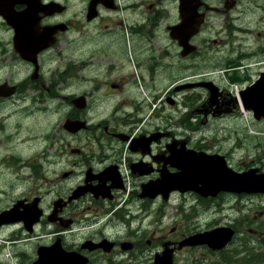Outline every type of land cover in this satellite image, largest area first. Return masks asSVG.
Segmentation results:
<instances>
[{"label":"flooded vegetation","instance_id":"flooded-vegetation-1","mask_svg":"<svg viewBox=\"0 0 264 264\" xmlns=\"http://www.w3.org/2000/svg\"><path fill=\"white\" fill-rule=\"evenodd\" d=\"M229 1L221 0L219 5H212L204 0L201 11L204 18L200 28H205L212 12L225 13L228 7H232ZM184 16L188 14L182 10L180 0H0L1 52L7 59H14L7 62L5 79L1 73L4 65L0 62V78L3 79L0 86H15L16 91L11 97H25L29 83L17 77L18 66L29 64L32 68L29 79L33 82L31 75L45 55L52 53L54 57L55 49L66 46L65 39H70L68 43L72 45L74 39L84 36L90 28L125 40V46L120 44L124 56L118 58L119 61L129 55L130 61L136 65L138 56L134 40L140 39L147 50H156L149 44L160 33L167 39L162 46L164 57H169L171 49L183 59L196 57L197 50L190 54L182 53L179 39L186 36L185 28L181 27ZM201 32L199 30L191 39L197 47L201 46L197 41ZM32 55L34 59H31ZM149 60L150 64H138L134 74L128 72L121 79H108L100 71L90 76L86 74L89 70L86 63L76 65L69 62V73L80 71L84 77L80 85L85 89L92 87V90L79 93L83 96V104L79 108L73 104L78 105V101H74L72 96L66 112L70 120L80 119L86 124L77 132L63 130L80 146L66 152L70 158L65 160L70 167L62 170L54 169V159L45 158L46 155L60 157L54 146L43 149L45 166L28 165L31 172L23 177L32 180L35 188L23 193V202L19 204V210L15 208L16 213L28 221L30 217L27 215L31 210L36 208L40 211L42 217L37 228L51 229L47 235L53 236V240L36 245L54 243V248L47 250L49 255L54 254V260L63 258L66 252H73L75 264L81 260L79 255L87 256L88 264H114L115 258L121 257L123 252L135 251L145 255V246L154 243V254L163 247L170 248L174 257L181 254L185 264H264L260 258L251 256L252 251L245 247L244 239L242 246L234 245L229 250L230 244L219 250L207 243L180 246L188 237L218 226H229L235 231L231 224L216 216L206 221L198 218V213L205 209L217 211L222 208L225 197L231 195L229 193L199 197L192 192L172 191L163 203V215L171 210L180 216V220L169 227H155L156 221L161 222L162 215L158 220L154 219L155 200L142 197L145 185L153 184L162 174L176 173L174 166L180 163L187 149H206L191 143L177 128L171 129L166 103L174 104L175 101L155 86L159 65L157 61ZM256 64L264 69V60ZM247 65L250 66V62ZM163 68L164 63L161 71ZM218 91L216 102L201 101L195 109L205 115V122L226 116L223 110L229 105L226 103L228 100L225 101V90L219 88ZM8 96L1 94L0 104ZM87 113L92 121H88ZM78 125L69 123V127H65L75 130ZM16 128L19 131L21 125L16 123ZM22 141L26 146L29 138ZM218 154L222 153L215 151L212 155ZM222 156L229 165L226 155ZM62 161L65 162L63 159L58 162ZM49 172L53 174L51 180L46 178ZM38 179H44L43 183L37 185ZM47 181L50 190L44 192L42 186ZM54 187L57 189L55 194ZM57 200L62 201L59 207L55 206ZM141 210L146 214L138 218L137 212ZM119 225L120 228H116ZM107 226L114 228V232L108 233ZM156 230L159 233L156 234ZM41 237L43 239L44 235ZM91 243L96 246L92 248ZM124 244H130L131 248L124 249Z\"/></svg>","mask_w":264,"mask_h":264},{"label":"rangeland","instance_id":"rangeland-1","mask_svg":"<svg viewBox=\"0 0 264 264\" xmlns=\"http://www.w3.org/2000/svg\"><path fill=\"white\" fill-rule=\"evenodd\" d=\"M207 1L212 5H219L221 2V0ZM229 2L232 7H228L225 13L212 12L205 28H200L202 32L197 36V41L201 46L197 47L196 57L183 59L175 54L173 49L169 57H164L161 54L162 46L167 43V39L160 33L154 40H150L149 44L150 47L157 48L156 50H147L140 39L134 40L138 56L136 65L130 61L129 55L119 61L118 58L124 56V49L120 44L124 45L125 40L115 34L105 35L99 29L90 28L84 36L74 39L72 45L68 43L70 39H65L66 46L55 49L54 57L52 53L45 55L43 62L31 75L33 82L29 79L32 73L29 64L18 66L17 77L29 83V86L25 97L20 95L18 99L11 97L12 93H10L9 98L0 104V210L10 206L28 189L35 188L32 180L24 179L23 176L30 174L31 169L28 165L32 163L45 166L43 149L54 146L60 157L46 155L45 158L50 161L54 159V169L62 170L70 167L65 160L70 158L66 152L70 148L74 150L80 146L74 141V137L63 133L62 124L67 118L66 112L72 96L76 97L74 100H79L78 105L73 102L79 108L83 104L79 93L83 94V90H92V87L85 89L80 85L84 77L80 71L73 70L69 73V62L86 63L89 67L86 74L90 76L100 71L108 79H121L128 72L134 74L138 64H150L149 59L157 61L159 69L156 70L155 86L159 91L167 92L172 99L175 98L176 105L166 104L170 116L181 118L179 128L192 132L199 145L226 155L233 169L242 171L241 169L257 168L258 172H263L264 118L256 120L250 112L239 107L231 116L212 119L209 124L199 125L200 115L190 117L187 112H190L192 106L208 98L206 90L194 86L174 91L176 84L202 80L218 83L222 89H226L223 86L226 85L228 92L231 93L233 89L236 93L237 89L254 81L259 75V70H264L256 64L264 60V0H230ZM221 41L223 43L220 45ZM0 42V62L4 65L1 73L5 79L7 62L14 59H7L2 54L1 38ZM32 58L34 59L33 55ZM249 62L250 66L246 65ZM163 63L164 68L161 71ZM182 63L185 64L183 69H181ZM3 79L0 78V81ZM191 88L193 89L190 90ZM227 100H230L229 96ZM87 114L88 121H92L90 114ZM76 122L82 125V129L84 128L83 122ZM16 123L21 125L19 131H16ZM24 138H29L26 146H23ZM60 159L65 162H58ZM46 178L51 180L53 174L47 173ZM37 181L39 185L44 179ZM47 186L50 187L48 181L42 186L44 192L50 190ZM55 193L57 189L54 187ZM226 199L229 201L222 205V208L217 211L205 209L198 213V218L206 221L216 216L221 221L235 224L240 230L235 242L245 237L249 239L246 248L252 251L251 256L258 257L264 262V237L258 239L247 230L257 228L264 234V195H234L226 196ZM61 205V200L55 202L56 207ZM52 215L56 217V210ZM155 215L157 216V212ZM169 215L170 212H167L163 217V227L170 223ZM146 222L147 220L144 224ZM116 228H120V225ZM42 229L45 227L37 229L38 235L11 241L12 244L7 246L2 242L3 240L13 234L22 236V233L18 226L9 228L3 226L0 229L2 264H29L35 243L40 240ZM106 231L113 233L114 228L107 226ZM44 236L50 237V235ZM91 246L94 248L96 244L91 243ZM233 246L234 242L231 247ZM145 249L147 251L145 255L123 252L121 260L114 264L119 262L151 264L149 259L155 249L154 243L152 246H145ZM22 251L25 254L19 256ZM12 254L16 257L12 258ZM177 255L175 264H183L181 254L177 253Z\"/></svg>","mask_w":264,"mask_h":264},{"label":"water","instance_id":"water-1","mask_svg":"<svg viewBox=\"0 0 264 264\" xmlns=\"http://www.w3.org/2000/svg\"><path fill=\"white\" fill-rule=\"evenodd\" d=\"M199 22L200 21H198L195 24V26L192 30L187 32V36L185 38L186 43H187L188 39L190 38V36L197 31ZM187 44H185V46L187 47V51L194 49L193 45H189V44L187 45ZM259 83H264V77L260 81L257 82V85H255L256 84L255 83L254 85L249 86L245 90L242 91V100L245 103L246 108L253 110L255 118L264 117V85H260ZM206 86L210 90V98L212 99L213 96L216 94V89L214 87L209 86V85H206ZM12 90H13V88H12ZM249 92L251 93V96L247 95V93H249ZM194 156H196L197 158H201L205 155L203 154L201 156L200 155H194ZM219 158H221V157H219ZM199 162H201V163H199V166L197 169V170L200 169L199 173H197V171H196V174H198V175H196V176H198L197 182H201L202 186L203 185L205 186L204 183H205V181L208 180V178H209V182H211V184L208 185L207 191L205 189H202V193H204L205 195L210 192V189H213L215 191L218 189H223V190H228V191H232V192H236V193L242 192V191H244V192H251V191L252 192H254V191L264 192V174L258 175V178H259L258 179L257 176H255V170L254 169L249 170V171L240 172V173L233 171L231 168L226 166V164L222 158L221 159H212L211 160L212 163L210 162L208 164V166H204L203 160H200ZM202 177L205 179V181H203ZM216 183H219L220 185L216 186ZM212 193H214V192H212ZM8 212H10V210L3 211L2 213H0V217H3V221H1L0 224L2 222H9V221L13 220L12 218L4 216V214H6ZM212 232H213V234H212ZM202 236H205V238H203ZM228 237H229V235L226 236L222 233L220 234V232L218 230H213V231H210L206 234L195 235L194 237H192V239H194L196 241H202L203 239H208V240H211L213 243H215L214 247L219 248L225 243V241L228 239ZM39 253H40V250H39ZM168 255H169V257H168ZM40 256H41V253H40ZM171 256L172 255H171L170 251H164L163 252V258H164V260H166V262L165 261H158L156 259V262L154 264H172V257ZM37 263L38 264H44L39 259L34 264H37Z\"/></svg>","mask_w":264,"mask_h":264},{"label":"bare ground","instance_id":"bare-ground-1","mask_svg":"<svg viewBox=\"0 0 264 264\" xmlns=\"http://www.w3.org/2000/svg\"><path fill=\"white\" fill-rule=\"evenodd\" d=\"M188 16L187 17H183V21L181 23V27L187 29L186 24L189 23L187 21ZM32 59V57H31ZM66 127H69V124L65 125ZM16 207H14L13 209L10 210V212L4 214L5 217H12V216H19L20 219H22L24 222L26 221L25 216H20L16 213L15 210ZM34 211H30L29 214L27 215V217H30L33 215ZM25 224H27V221L25 222ZM31 224V223H30ZM158 261H165L163 256L162 257H157L156 258ZM39 260H41L44 264H61L62 260H63V264H75L76 263V258L73 256V253H67L63 258L58 259V260H54V254L49 255V253L44 254L43 256L39 257ZM41 263V262H40ZM158 263V262H157Z\"/></svg>","mask_w":264,"mask_h":264},{"label":"trees","instance_id":"trees-1","mask_svg":"<svg viewBox=\"0 0 264 264\" xmlns=\"http://www.w3.org/2000/svg\"><path fill=\"white\" fill-rule=\"evenodd\" d=\"M251 254H252V252H251ZM253 264V263H252Z\"/></svg>","mask_w":264,"mask_h":264}]
</instances>
